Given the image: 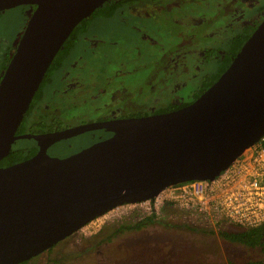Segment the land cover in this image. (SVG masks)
<instances>
[{"label": "water", "instance_id": "95a60500", "mask_svg": "<svg viewBox=\"0 0 264 264\" xmlns=\"http://www.w3.org/2000/svg\"><path fill=\"white\" fill-rule=\"evenodd\" d=\"M109 1L0 0V12L36 7L0 82V161L20 144L15 134L66 41ZM116 126L112 138L72 156L41 152L0 168V264L28 262L111 210L153 200L169 186L213 181L258 144L264 19L193 103Z\"/></svg>", "mask_w": 264, "mask_h": 264}, {"label": "rangeland", "instance_id": "374dc122", "mask_svg": "<svg viewBox=\"0 0 264 264\" xmlns=\"http://www.w3.org/2000/svg\"><path fill=\"white\" fill-rule=\"evenodd\" d=\"M162 2L163 0L157 4L140 6L138 3L122 7L114 16L115 19H98L96 26L88 31L87 36L95 35L98 36L97 38L102 37L105 41L115 36V42L108 44L110 54L104 59L93 58L98 51L86 43H81L75 50L77 55L72 60L83 62L82 66L68 68L73 71V74L87 78L101 66L112 65L115 60L125 61L128 54H136L144 45L143 33L152 37L151 40L157 41L158 45L163 39L161 46L165 49L177 35L179 39H183L181 46L178 47L181 50L178 51L181 57L177 68L181 74L174 75V80L177 83H184L180 94L182 93V98H185L193 94L201 84V77L206 74L200 63L198 78L193 76V70L189 72V69L197 66L190 56L191 49L205 46V48L224 50L227 43L222 41V36L230 26L241 22L240 27L250 26L251 28L259 25L264 19V13L258 11L264 6V0H224V2L223 0H197L192 3L174 1L181 5L180 9L179 5L174 6L173 11L178 14L170 12L174 3L165 7ZM32 13L31 8L22 6L0 14V59L2 53L17 46ZM129 17L134 18L129 19ZM243 17L244 19H241ZM181 19L186 24L181 22ZM139 27H144V32H139L137 30ZM126 44L130 46L129 51L127 46H123ZM151 47L154 48V46ZM173 58H176V54ZM215 63L208 65L210 74L217 71ZM141 65L143 66L144 63ZM137 74V78L130 77L128 80L127 75L122 76L121 88L118 89L128 93L139 85H144L142 81L148 75L142 72ZM109 77L111 78V75ZM94 80L96 82L93 78L91 84ZM57 88L59 85L56 83L46 89V101L52 98ZM112 88L115 91L117 86H112L109 82L108 89L112 90ZM158 91L159 86L156 92ZM164 95L166 92L162 96ZM171 101L174 100L170 99ZM174 211L157 216L148 215L146 218L152 217L154 220L152 224L140 230L126 231L115 237L111 236L113 224L119 221H139L143 218L136 215L129 217L109 213L89 223L57 245L51 252L27 264H218L242 263L249 260L264 261V254L261 251L222 239L218 234L216 223L198 218L192 219L193 216L188 217Z\"/></svg>", "mask_w": 264, "mask_h": 264}, {"label": "flooded vegetation", "instance_id": "af4514ba", "mask_svg": "<svg viewBox=\"0 0 264 264\" xmlns=\"http://www.w3.org/2000/svg\"><path fill=\"white\" fill-rule=\"evenodd\" d=\"M159 1H147V3H140V6L151 3L157 4ZM174 1L192 3L197 0H163L162 3L165 4V7H169V5L174 3L175 5L172 6L170 12L178 14L173 11L174 6L179 5L180 9L181 5ZM132 5H127V7ZM28 7L32 9V12L36 8L35 6ZM258 11L264 13V6L260 7ZM4 12H0V14ZM114 16L106 19H115ZM174 17L177 18L175 15ZM133 18L129 17V19ZM98 19L101 18L95 19L85 32L73 38L74 44L67 52L64 49L56 56L52 69L46 73L29 110L15 134L16 137L21 138L20 144L0 161V168L11 167L30 160L41 152H47L50 156L59 158L72 156L112 138L117 133L116 124L119 121L176 111L190 105L202 95L195 98V90L191 96L182 98V93L180 94V92L184 83L178 82V84L174 80V75L179 76L181 74V71L179 73L177 68L181 57L178 52L181 50L178 47L181 46L183 39H179L177 35L165 49L161 46L163 39L161 40V44L158 45L157 41H152V37L143 33L145 36L144 45L136 54H128L125 61L115 60V63L112 65L101 66L87 78L76 73L73 74L71 69L83 64V62L72 60L77 55L75 50L81 43H86L98 51L96 55H93V58L104 59L110 54V46L108 44L115 42V36L111 37L108 41H105L102 37L97 38L98 36L95 35L91 37L87 36L89 35L88 31L96 26ZM241 19H244V17ZM176 22L178 23V21ZM181 22L185 23L182 19ZM143 23L146 24L145 21ZM240 23L237 22L235 25L230 26L223 34L222 41L225 44L227 43V47L224 50L205 48V46L191 49L190 56L197 66L189 69V72L193 70V76L198 78V73L200 72L198 64H202L206 74L201 77V83L218 71L219 63L223 59L225 50H227L231 40L238 36L243 28L247 27H240ZM257 27L258 25H254L255 29ZM137 30L142 32L144 27H139ZM123 46H127L129 51L130 46L128 44ZM151 46H154V48ZM16 47L8 49L4 54L2 53L0 59V82L15 53ZM175 54L176 58H173ZM214 62H216L217 71L210 74L208 72V65ZM75 63L76 65H73ZM141 63H144V65L142 66ZM138 72L148 75L142 81L144 85L141 84L128 93L123 92V89H118L122 83V76L127 75V80L130 77L137 78ZM195 72L197 73L195 74ZM109 75H111V78ZM149 76L150 78H148ZM93 78L96 79V82L94 80L93 84H91ZM109 82L112 86H117L115 91L113 90L114 88L112 90L108 89ZM56 83L59 85V88L56 89L52 98L46 101V89ZM157 86H159L158 92H156ZM119 91L120 95H118ZM165 92L166 95L162 96ZM170 99L174 101L170 102ZM181 105L186 106L177 108ZM166 106L171 107L168 112L156 113V111ZM75 129L82 131L80 133L79 131H75ZM71 131L73 134H67V132ZM50 250L45 253H48Z\"/></svg>", "mask_w": 264, "mask_h": 264}, {"label": "built area", "instance_id": "2783aa9c", "mask_svg": "<svg viewBox=\"0 0 264 264\" xmlns=\"http://www.w3.org/2000/svg\"><path fill=\"white\" fill-rule=\"evenodd\" d=\"M263 140V139H262ZM248 149L213 181H192L169 186L153 200L119 206L109 213L122 216L171 213L217 223L229 219L243 227L264 223V146ZM106 214V215H107ZM104 215V216H106Z\"/></svg>", "mask_w": 264, "mask_h": 264}, {"label": "trees", "instance_id": "16d2710c", "mask_svg": "<svg viewBox=\"0 0 264 264\" xmlns=\"http://www.w3.org/2000/svg\"><path fill=\"white\" fill-rule=\"evenodd\" d=\"M148 2H155L157 0H110L106 3L103 7L98 9L93 15L84 20L71 34L70 38L66 41L62 49L59 53H61L64 49L66 52L73 46V38L78 37L80 34L85 32L89 25L97 18H110L113 17L119 9L127 5H134L137 3H147ZM255 30L254 27H245L243 30L236 36L234 39L231 40L227 50H225L224 57L219 63L218 71L209 78H206L201 85L196 89L194 93V97L198 98L201 94H203L211 85H213L219 77L228 69L231 65L233 59L237 55V53L241 50L247 39L250 37L252 32ZM58 53V54H59ZM211 54V53H210ZM51 64L48 71L52 69ZM47 71V72H48ZM186 105H181L177 108L184 107ZM170 106H166L163 109L156 111V113L168 112L170 110ZM264 146V138L261 142ZM4 163V162H3ZM175 212V211H174ZM177 213V212H175ZM154 220L152 217L145 218L139 221L133 222H126V221H119L116 224H113L111 236L115 237L118 236L126 231L131 230H140L144 226L152 224ZM218 228L219 236L227 242L232 244H238L245 246L249 249L259 250L264 254V223L257 226V227H243L240 226L229 219H222L216 223ZM213 232V230L211 231ZM56 247V246H55ZM55 247H53L49 252H51ZM30 262V261H29ZM29 262H25L23 264H27ZM218 264H264V261L259 260H249L242 263L236 262H228V263H218Z\"/></svg>", "mask_w": 264, "mask_h": 264}]
</instances>
